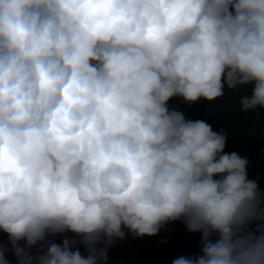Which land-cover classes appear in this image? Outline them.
Masks as SVG:
<instances>
[{"label": "clouds", "instance_id": "1", "mask_svg": "<svg viewBox=\"0 0 264 264\" xmlns=\"http://www.w3.org/2000/svg\"><path fill=\"white\" fill-rule=\"evenodd\" d=\"M243 86L242 110H264V0H0V230L13 254L107 264L125 230L183 220L201 254L173 264H264L248 160L168 107ZM65 232L87 255L48 242Z\"/></svg>", "mask_w": 264, "mask_h": 264}, {"label": "trees", "instance_id": "2", "mask_svg": "<svg viewBox=\"0 0 264 264\" xmlns=\"http://www.w3.org/2000/svg\"><path fill=\"white\" fill-rule=\"evenodd\" d=\"M251 94L250 86L238 90L224 89V96L214 102L200 100L193 104L186 103L183 98L174 97L168 101L170 110L183 112L188 120H202L211 125L214 132L226 133L225 153L235 152L241 158L248 160L246 168L248 179L255 180L259 190L264 193V110L256 108L244 111L240 99ZM218 177H214L216 179ZM257 234L264 233V220L250 225ZM123 240L116 239L107 249V264H173L180 257H194L201 254V233H191L183 220L170 222L161 227L153 237H137L127 230ZM75 241L82 255H87L81 238L71 232L49 237L48 242L62 244L64 239ZM215 239V237H214ZM25 247V242H20ZM0 247L6 253L8 264H21L13 254L9 237L0 230ZM41 245L29 250L30 255H36ZM98 247H104L103 244ZM75 248L73 250H75ZM46 250V246H44Z\"/></svg>", "mask_w": 264, "mask_h": 264}]
</instances>
